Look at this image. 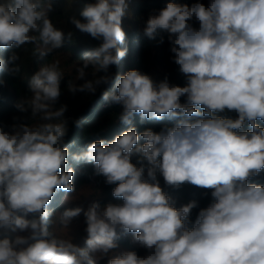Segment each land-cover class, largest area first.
Returning <instances> with one entry per match:
<instances>
[{
	"label": "clouds",
	"instance_id": "9594fccd",
	"mask_svg": "<svg viewBox=\"0 0 264 264\" xmlns=\"http://www.w3.org/2000/svg\"><path fill=\"white\" fill-rule=\"evenodd\" d=\"M128 7L129 0H93L80 12L83 22L72 18L79 31L101 43L77 69L83 83L67 86L73 94L95 95L100 85L115 81L102 99L122 106L119 120L129 127L71 158L93 163L106 184L116 185L112 195L122 203L94 202L87 210L60 213L66 227L83 213L86 248L50 231L55 213L47 206L57 190L75 188L65 146L67 105L55 107L63 73L59 61L44 64L31 76V97L16 107L45 123H18L11 131L0 126V264H97L118 247V234L129 233L147 255L125 251L108 264H264V185L250 182L264 171V0L169 2L148 17L143 34L154 39L158 30L168 33L184 86L167 78L157 83L135 69L108 73L128 52L122 28ZM51 11L46 0H0V48L37 41L60 48L65 33L52 23ZM18 59L16 52L0 59V71L18 73ZM90 67L105 75L87 79ZM136 115L176 123L138 133ZM158 176L173 188L188 183L210 190L212 202L191 227L197 201L176 208Z\"/></svg>",
	"mask_w": 264,
	"mask_h": 264
},
{
	"label": "trees",
	"instance_id": "16d2710c",
	"mask_svg": "<svg viewBox=\"0 0 264 264\" xmlns=\"http://www.w3.org/2000/svg\"><path fill=\"white\" fill-rule=\"evenodd\" d=\"M46 2L52 5V11L49 13L52 23L65 33L62 46L58 49L49 50L48 47L37 41L36 43L25 44L21 48H0V59L7 61L12 52H16L19 57L16 62L19 67L18 73L10 74L6 70L0 71V80L4 82L0 84V126L4 127L5 131H11L12 126L18 123H25L30 127L34 123L40 122L42 124L45 122L40 119L39 115L32 116L30 109L27 112H21L16 107L18 103L31 97L29 85L33 73L44 64L59 61V67L63 73V78L60 81L61 96L57 102L60 103L63 98L73 95L72 92L68 91L69 82L73 84L83 83L82 80L77 79V69L82 64L85 54L94 50L101 43L100 40L79 31L72 23V18L80 19L83 22L80 12L88 4L86 0H46ZM169 2L191 6L198 0H129L127 13L122 18V28L126 34L125 43L128 52L117 66H111V74L123 75L129 70L135 69L150 76L152 71L160 70L162 71L160 82L167 78L172 85H185L186 77L172 60L173 54L170 51L168 33L158 30L154 39H149L143 34V28L148 17L157 14ZM199 2L207 6L209 0H199ZM193 26L198 27V24L193 22ZM69 33H71L70 38L68 37ZM33 34L35 35V33ZM120 47H124V45H120ZM102 75L105 73H96L95 69L91 67L86 70L87 79H95L96 76ZM114 83L115 81L111 84L109 91L112 90ZM106 86L100 85L95 95L81 92L82 95L87 96V100L83 102L79 99L75 106L76 109L73 107L71 110L65 146L69 149L68 166L74 169L73 184L75 191L69 193L57 190L51 203L47 206L55 213L52 217V223L49 225L50 231L58 238L70 239L81 248L87 247L85 243L87 233L84 231L86 224L83 213L67 227L62 224L60 213L75 207H82L87 210L94 202H98L101 206L107 203H122L121 199L112 195V190L116 185L106 184L105 178L95 173L93 163L76 162L71 158L72 154L86 151L88 144L99 139H104L106 143L110 142L129 127L119 120L122 106L116 104L108 109L101 108L103 99L95 106L92 114L82 120L83 114L89 107L102 97V92L105 91ZM184 102L185 98L182 97L181 103ZM220 115L235 118V113H222ZM191 119L196 120L198 118L192 117ZM75 120L80 123L77 125L73 122ZM175 123V119L168 117L161 120L153 118L142 121L140 116L136 115L132 119V125L136 127L138 133L147 129L159 132L165 127H173ZM247 127L246 124L245 129ZM132 162H137L136 157L132 158ZM145 178L147 179L146 172ZM158 179L161 188L172 198L176 208H180L193 200L197 201V207L192 210L189 217V227L194 224L200 209L206 208L212 202L210 190L200 189L188 183L179 188H173L164 183L162 176H158ZM250 182L264 185V171H261ZM28 218L32 217L29 216ZM60 228H67L65 236H58ZM116 243L118 247L112 250L108 257L98 260L97 264H108L109 259L115 258L125 251H135L141 257L145 251V248L134 241L131 233L118 234Z\"/></svg>",
	"mask_w": 264,
	"mask_h": 264
},
{
	"label": "rangeland",
	"instance_id": "374dc122",
	"mask_svg": "<svg viewBox=\"0 0 264 264\" xmlns=\"http://www.w3.org/2000/svg\"><path fill=\"white\" fill-rule=\"evenodd\" d=\"M161 74H162V71H160V70H154V71L151 72L150 76H151V78H152L155 82L159 83L160 80H161ZM91 79H93V78H91ZM69 96H71V97H65V98H63V99L61 100L60 103H57V104L55 105L56 108H59L61 105H67V111L65 112V118L67 119V121H68L69 118H70L71 110H73V107H74V109H76L75 106H76V103L79 101V99H81L83 102H85V101L87 100V96H86V95H82L81 92H76V93H74L73 95H69ZM89 108H90V107H89ZM101 108H105L104 105H102ZM85 113H86V112H85ZM85 113H84V114H85ZM84 114H83V115H84ZM42 123H43V122H42ZM44 123H45V122H44ZM40 124H41L40 122H37V123L32 124L30 127H31V128H36V127H38ZM66 231H67V228H63V229L60 228V229L58 230V236H65V232H66ZM9 235H14V234L9 233ZM0 238H3V235H2V234H0ZM145 255H147V250H146V249H145V251H144L142 257L145 256Z\"/></svg>",
	"mask_w": 264,
	"mask_h": 264
},
{
	"label": "water",
	"instance_id": "95a60500",
	"mask_svg": "<svg viewBox=\"0 0 264 264\" xmlns=\"http://www.w3.org/2000/svg\"><path fill=\"white\" fill-rule=\"evenodd\" d=\"M86 2L89 4V3H92V0H86ZM108 73L111 74V66L109 67ZM110 89H111V84H109V85L106 86L105 91H109ZM101 100H102V97H101L98 101L94 102V103L90 106V108H89V109L86 111V113L82 116V120L85 119L86 117H88V116H90V115L92 114L93 109L95 108V106H96L99 102H101Z\"/></svg>",
	"mask_w": 264,
	"mask_h": 264
},
{
	"label": "built area",
	"instance_id": "2783aa9c",
	"mask_svg": "<svg viewBox=\"0 0 264 264\" xmlns=\"http://www.w3.org/2000/svg\"><path fill=\"white\" fill-rule=\"evenodd\" d=\"M102 105H104V107L106 108V109H108V108H111V107H113L114 105H116V104H111V105H106V103L105 102H103V104Z\"/></svg>",
	"mask_w": 264,
	"mask_h": 264
}]
</instances>
